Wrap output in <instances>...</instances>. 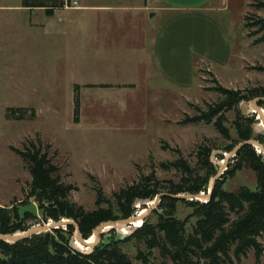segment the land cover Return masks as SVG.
<instances>
[{"label": "rangeland", "instance_id": "rangeland-1", "mask_svg": "<svg viewBox=\"0 0 264 264\" xmlns=\"http://www.w3.org/2000/svg\"><path fill=\"white\" fill-rule=\"evenodd\" d=\"M259 2L264 0H217L213 4L216 11L209 15L222 24L234 57L230 64L223 61L228 67L212 68L200 63L191 89H176L134 74L135 68L125 66L133 53L130 51H93L81 60L78 25L70 37L46 26L40 25L38 30L28 25L30 13L23 11L22 0H0V210L19 208L22 216L30 213L43 222L37 202L28 199L32 183L29 167L13 151L24 152L32 143L42 146L43 153L58 168L62 183L76 188L70 200L86 212L98 209L100 191L104 199L113 201L115 194L152 174L163 186L182 184V171L162 168L181 159L191 167L192 178L188 181L192 184L207 178L206 166L199 156L201 148L211 150V162L218 169L224 168L222 174L226 173L230 165L220 158L237 145L238 113L226 115L225 127L231 142L225 141L215 123L184 122L223 100L217 92L219 86L228 90L264 88V31L260 32L259 27L264 11L253 7ZM43 13L39 12L41 23L46 21ZM246 24H257L252 28L257 35L251 37ZM84 83L132 84L140 88L137 92L81 88V116L76 124V86ZM154 84L160 89H155ZM253 109V103L240 107L245 117L251 116ZM10 110L35 111L36 118L29 120L28 112L29 119L18 121L9 117ZM263 123L264 120L252 128L254 138H264ZM226 186L231 193L256 191L257 176L246 163ZM194 213L184 202L176 204V218L189 231L196 224ZM231 217L233 221L237 219L235 215ZM141 226L138 223L135 227ZM260 242L264 246V240ZM131 248L125 250L133 264H140ZM155 257L154 264H172L159 252ZM241 264H264V255L257 262L251 251Z\"/></svg>", "mask_w": 264, "mask_h": 264}, {"label": "trees", "instance_id": "trees-1", "mask_svg": "<svg viewBox=\"0 0 264 264\" xmlns=\"http://www.w3.org/2000/svg\"><path fill=\"white\" fill-rule=\"evenodd\" d=\"M22 2L26 9H44L48 14L64 7L62 0ZM253 7L264 11V2ZM255 25L245 26L251 37L257 35V32H252ZM259 27L260 32L264 31V18H259ZM76 87L74 116L78 124L81 87ZM217 92L223 96V100L199 116L188 118L184 125L215 123L225 141L229 142L226 115L236 111L239 139L236 146L225 151L226 157L220 158L230 165L224 174V168L218 169L211 162V150L201 148L199 156L206 166L208 177L193 184L188 181L192 178L191 167L181 159L162 168L182 171V184L163 186L152 174L115 194L113 201L104 199L100 191L98 209L86 212L71 202L70 197L76 188L62 183L58 168L43 153L42 146L37 147L32 143V147L24 152L13 150L29 167L32 183L28 199L37 202L43 222L39 223L30 213L22 216L19 208L1 209L0 236L13 238L19 233L27 234L34 228L50 229L44 233H34L16 244L0 239V264H133L125 250L128 247L135 251L136 261L140 264H154L156 252L172 264H241L251 251L255 252L256 260L260 262L264 255V246L260 242L264 240V138H254L252 128L260 124L264 117L257 113L245 117L240 107L253 103V108L264 112V88L228 90L219 86ZM28 112L31 113L30 119L26 118ZM9 114L18 121L36 118L35 111L29 110H10ZM243 143L244 146L237 153ZM246 163L257 176V190L228 192L226 183L242 171ZM187 182L190 184L187 185ZM183 195L190 198L180 199ZM180 201L195 211L196 224L190 227V231L186 224L176 218V204ZM104 204L105 207L102 206ZM151 209L141 227L136 228L128 223L138 221L142 212ZM231 215L237 219L233 221ZM32 220L38 224H31ZM118 222L120 224L115 230L99 235L95 247L87 250V245L94 243L98 230H108ZM77 228L80 242L77 241Z\"/></svg>", "mask_w": 264, "mask_h": 264}, {"label": "crops", "instance_id": "crops-1", "mask_svg": "<svg viewBox=\"0 0 264 264\" xmlns=\"http://www.w3.org/2000/svg\"><path fill=\"white\" fill-rule=\"evenodd\" d=\"M216 1L62 0L64 7L52 14L44 9L22 8L30 13L28 25L38 30L46 26L70 37L78 25L81 60L93 51H130L133 53L125 66L135 68L134 74H141L149 81L168 83L176 89H191L200 63L212 68L228 67L234 57L222 24L210 17L216 11L213 6ZM69 7L73 10H67ZM41 11L46 18L44 23L40 22ZM154 85L155 89L160 87ZM80 87L133 92L140 88L132 84L90 83Z\"/></svg>", "mask_w": 264, "mask_h": 264}, {"label": "water", "instance_id": "water-1", "mask_svg": "<svg viewBox=\"0 0 264 264\" xmlns=\"http://www.w3.org/2000/svg\"><path fill=\"white\" fill-rule=\"evenodd\" d=\"M254 103H256V102H254ZM253 110H254V113H257V114H259L260 116H263V117H264V112L261 111L260 109L254 108ZM263 124H264V123H263ZM246 145H253V144H252V143H248V144H246ZM243 146H244V145H241V146L239 147L238 151H239ZM263 152H264V151H263ZM234 155H235V153L232 154L231 157H233ZM159 200H160V197L157 199V201L159 202ZM152 210H153V209H151V210L147 211L145 214L141 215L138 221L135 220V221H130V222H128V223H129V224H132V225H135V226H136L138 223H141V225H142V223H143V221H144V218H145V217L148 215V213L151 212ZM119 224H120V222L114 224V225H113L110 229H108V230H104V229H100V230H98L97 233H96V235H95V238H94V243H93L91 246L87 245V248H88L89 250H92V249L95 247L96 243H97V238L99 237V235H103V234H108V233H110L111 231L115 230V229L119 226ZM49 229H50V228H44V229L34 228V229L30 230L27 234H19V235L13 237V238H11V237L0 236V239L7 240L8 242H11V243L16 244V243H18L21 239L28 238V237H30L31 235H33L34 233H44V232H47ZM77 230H78L77 241L80 242V241H81V238H80V231H79V228H77Z\"/></svg>", "mask_w": 264, "mask_h": 264}]
</instances>
